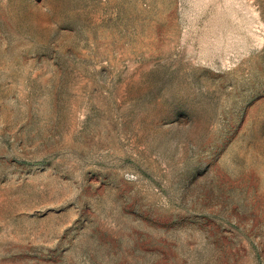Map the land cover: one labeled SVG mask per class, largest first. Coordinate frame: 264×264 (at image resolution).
I'll use <instances>...</instances> for the list:
<instances>
[{
  "label": "rangeland",
  "instance_id": "obj_1",
  "mask_svg": "<svg viewBox=\"0 0 264 264\" xmlns=\"http://www.w3.org/2000/svg\"><path fill=\"white\" fill-rule=\"evenodd\" d=\"M0 264H264V0H0Z\"/></svg>",
  "mask_w": 264,
  "mask_h": 264
}]
</instances>
